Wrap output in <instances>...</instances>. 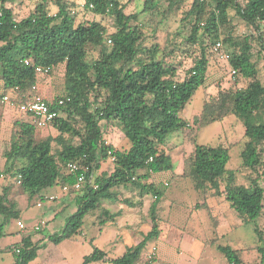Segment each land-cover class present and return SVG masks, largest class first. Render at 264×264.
I'll list each match as a JSON object with an SVG mask.
<instances>
[{
	"label": "trees",
	"instance_id": "obj_1",
	"mask_svg": "<svg viewBox=\"0 0 264 264\" xmlns=\"http://www.w3.org/2000/svg\"><path fill=\"white\" fill-rule=\"evenodd\" d=\"M11 1L0 0V96L8 95L19 102L32 98L36 95L32 87L40 77L35 68L63 65V94L45 100L64 103L51 124L58 132L56 136L36 141L37 128L31 115L22 114L27 120L15 122L17 136L2 154L6 166L3 173L16 178L24 193L33 197L53 187L62 193L64 185H72L75 177L69 173L68 164L87 168V181L80 190L68 192H81L70 199L74 212L59 233L47 237L49 241L57 245L73 240L89 214L96 215L99 226L114 222L119 213L104 208L103 201L118 199L119 194L112 189L131 186L140 197H153L148 209L151 227L140 242L110 262L138 263L147 244L160 233L158 211L168 184H157L153 178L171 173L173 167L164 146L172 134L190 129L180 112L204 85L209 57L218 42L231 47L224 61L242 85L220 90L216 97L203 102L191 126L198 130L226 116L240 120V171L245 173L247 185L235 183V171L227 169L229 151L221 146L195 144L178 177L187 179L202 200L224 196L244 224L256 223L264 208V188L260 186L264 179V83L258 79L252 50L258 41L264 53V0H190L189 8L181 14V22L190 26L181 60L176 59L174 50L158 57V45L145 44L140 16H153L161 0H142L141 9L133 13L125 12L133 0H83V12L98 20L79 24L75 23L76 4L68 0H37L28 16L20 20L5 6ZM162 1L165 8L160 13L164 17L180 11L189 0ZM50 5L56 9L53 14ZM107 19L114 28L110 33L104 25ZM232 19L252 33L235 35ZM89 47L96 49L95 56ZM182 59H190V64L180 74ZM101 122H116L129 142L128 149L106 143ZM109 157L114 158L113 171L95 176L101 161ZM6 191L0 194V232L19 215L15 204L8 202ZM61 199L60 203L69 204L67 198ZM40 201H46L45 195ZM253 231L257 242L262 243L256 251L259 264H264L263 235L258 226ZM42 241L34 243L30 235L23 236L14 248L12 264L34 260ZM216 250L228 264H242L240 250L230 245H217ZM105 259L106 253L95 249L81 264Z\"/></svg>",
	"mask_w": 264,
	"mask_h": 264
},
{
	"label": "rangeland",
	"instance_id": "obj_2",
	"mask_svg": "<svg viewBox=\"0 0 264 264\" xmlns=\"http://www.w3.org/2000/svg\"><path fill=\"white\" fill-rule=\"evenodd\" d=\"M36 1L12 0L5 6L11 8L16 20H20L28 16ZM68 1L76 4L74 8L77 12L76 24L86 20H98L96 16L83 12V0ZM141 4L142 0H133L125 12H137L141 9ZM189 6L190 0L177 13L163 17L160 11L165 8V2L161 0L158 6L159 11L153 16L141 14L145 44L148 47L158 45V57H163L172 50L177 60L185 57L187 47L184 46L183 40L188 37L190 26L181 22V14ZM55 11L54 6L50 5V13L53 14ZM231 23L235 26V35L252 33L237 19H232ZM104 25L109 33L113 31L114 28L109 19L104 21ZM256 42L258 41L253 43L252 61L258 70V79L264 83V53L260 51ZM89 48L90 53L95 56L96 49ZM230 51V46L222 44L221 50L209 57L204 85L198 89L180 112V117L189 122L190 129L172 134L164 146L165 151L171 157L173 167L171 173H164L159 179L153 178L157 184L158 182L168 184L166 195L158 211L160 233L157 239L147 244L137 264H228L223 255L216 250L217 245H230L240 250L242 264H259L256 248L262 243L257 242L253 228L254 226L259 227L264 240V208L255 224L246 225L230 208L224 196H210L204 201L192 190L191 183L187 179L178 177L183 171L184 160L192 152L195 144L221 146L229 151L230 160L227 163V169L235 171V183L247 185L245 173L240 171L239 151L243 143V127L240 120L234 116H226L198 130L191 126V120L200 113L203 102L216 97L220 90L237 87L238 84L242 85L240 79L232 76L223 59V56ZM182 62L183 66L179 69L180 74L188 68L190 59H182ZM63 71L64 68L61 65L55 68L51 75L38 77L40 85L43 82L46 84L44 94L48 93V101L63 94ZM3 109L13 110L0 106V111ZM12 115L13 113H7L4 118H0V175L3 176V179L0 178V194L3 193V186H8L10 193L8 195L6 191V198L9 199V203L17 205L16 208L20 210L19 217L25 229L19 230L15 220H10L4 225L0 232V264L13 263L14 248L25 235H30L35 243L44 239L40 243L36 258L28 264H81L83 258L91 255L95 249L105 252L106 259L90 264H112L110 262L112 259L122 256L128 248L142 240L151 227L148 209L153 197L151 195L140 197L137 189L128 186L112 189L113 192L119 194L116 201H103V206L110 212L119 213V218L114 222L99 226L96 215L89 214L84 218L81 233L73 240H65L57 245L49 241L47 237L59 233L65 219L75 209L74 202L70 199L81 192L68 193V195L62 192L59 199L52 200L56 201L57 208H62L63 211L68 210L57 216L54 221V216L45 212L47 201L41 202L40 196L59 192L56 187L29 197L17 185L16 178L3 173L5 160L2 154L9 141L15 140L18 131V127L11 123L10 116ZM23 119L27 120L25 116ZM101 124L106 143L120 149H128L129 142L116 122H101ZM57 134V130L49 125L36 129L35 138L36 141H41ZM113 166L109 159L101 161L100 169L95 176L111 173ZM169 178H171L170 181ZM260 186L264 188V179L260 181ZM62 196L68 199V205L60 203ZM37 204L41 206L38 207ZM41 221L45 224L39 231H33L32 228ZM1 222L2 217L0 216V224Z\"/></svg>",
	"mask_w": 264,
	"mask_h": 264
},
{
	"label": "built area",
	"instance_id": "obj_3",
	"mask_svg": "<svg viewBox=\"0 0 264 264\" xmlns=\"http://www.w3.org/2000/svg\"><path fill=\"white\" fill-rule=\"evenodd\" d=\"M203 2L205 0H199ZM221 43H217L214 47V51L218 52L221 50ZM228 58L227 55L223 56V59L226 60ZM25 65H29V61H24ZM54 70V66H37L35 68V72L39 75H48L50 72ZM34 90V87H32ZM68 101V100H67ZM64 103L63 100H59L56 104L50 103L38 95H34L32 98L25 99L24 101H15L14 99L10 98L8 95H1L0 96V106L8 107L12 109H16L21 114L31 115L34 118V123L37 129L45 128L53 123V121L59 117L60 113L58 107L62 106ZM108 155L110 153L108 152ZM109 160L113 163L114 158L109 157ZM67 169L70 174L75 177V181L72 185H64L62 187L63 193H68L69 191H79L82 184L87 181L86 178V171L87 168L81 169L77 163H70L67 166ZM92 178V177H91ZM97 186L94 185V189ZM55 197H49V200H54ZM37 206H40L38 204ZM17 227L19 230H24L25 226L22 222H16ZM45 223L41 221L39 224L34 226L32 229L33 231H38ZM18 252V251H16Z\"/></svg>",
	"mask_w": 264,
	"mask_h": 264
},
{
	"label": "crops",
	"instance_id": "obj_4",
	"mask_svg": "<svg viewBox=\"0 0 264 264\" xmlns=\"http://www.w3.org/2000/svg\"><path fill=\"white\" fill-rule=\"evenodd\" d=\"M43 82V81H42ZM41 82V83H42ZM45 82H43L41 85H40V83L39 82H37V84H36V86L34 87V93L36 94V95H38V96H40V97H42V98H45V99H47L49 96H48V93H46L47 95H45L44 94V87H46L45 85L46 84H44ZM2 113V114H1ZM7 113H13V115L12 116H10V120H11V123L14 125L15 124V122L16 121H19V122H21V120H24L23 119V117L24 116H22V114H20L16 109H13V110H8V109H3L2 111H0V118H4V116L5 115H7ZM5 161H4V169H5ZM3 169V170H4ZM0 178H2L3 179V176H2V174L0 175ZM17 185H19V183L17 182ZM4 187V189L3 190H7V194L9 195V193H10V191H9V188H8V186H3ZM20 187V186H19ZM1 192H2V189H1ZM60 196H61V193L60 192H57V193H52V194H49V195H45V198H46V201L48 202H46V204H48L47 205V207L45 208V212H47V213H49V214H52L54 217V221L56 220V218H57V216H59L61 213H63V212H66V211H68V210H66V211H63L62 210V208L60 209V208H57V205H56V201L55 202H53V201H51L50 202V200H49V197H55L56 199H59L60 198ZM9 200V199H8ZM10 202V201H9ZM15 204V203H14ZM38 205V204H37ZM16 204H15V208H16ZM41 206V205H40ZM40 206H38V207H40ZM104 207V206H103ZM105 208V207H104ZM107 209V208H106ZM16 210L18 211V212H20V210L19 209H17L16 208ZM74 210L75 209H73V212H74ZM72 212V213H73ZM117 218H119V217H117ZM116 218V219H117ZM11 220H15V222H17V221H20V222H22L23 223V221L21 220V218L19 217V215H18V218L17 219H11ZM16 224V223H15ZM64 225V224H63ZM16 226H17V224H16ZM18 228V227H17ZM42 240V239H41ZM41 240H39V241H41ZM44 240V239H43ZM38 241V242H39ZM33 242V241H32ZM43 242V241H42ZM35 243V242H34Z\"/></svg>",
	"mask_w": 264,
	"mask_h": 264
}]
</instances>
